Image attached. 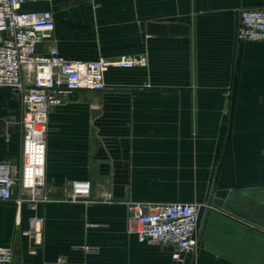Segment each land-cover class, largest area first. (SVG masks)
<instances>
[{
  "label": "crops",
  "instance_id": "obj_1",
  "mask_svg": "<svg viewBox=\"0 0 264 264\" xmlns=\"http://www.w3.org/2000/svg\"><path fill=\"white\" fill-rule=\"evenodd\" d=\"M264 0H49L51 43L69 60L146 56L110 69L102 92L79 91L48 120L41 201L0 202V245L13 264H181L139 241L126 202H197L196 247L184 264H264V42L238 41V13ZM153 21L184 35H146ZM19 95L0 87V161L21 163ZM88 181L98 202L67 201ZM17 188H15L16 192ZM107 193L111 202H103ZM34 223L32 230V222ZM38 230V233H36ZM98 250L86 252L84 247Z\"/></svg>",
  "mask_w": 264,
  "mask_h": 264
},
{
  "label": "built area",
  "instance_id": "obj_2",
  "mask_svg": "<svg viewBox=\"0 0 264 264\" xmlns=\"http://www.w3.org/2000/svg\"><path fill=\"white\" fill-rule=\"evenodd\" d=\"M49 0H0V87L19 95L23 111L20 119L21 163L18 170L0 161V202L35 205L44 186L51 110L79 91L102 92L107 72L145 67L146 56L99 58L85 62L62 57L53 43L45 51L38 45L52 40L55 28L51 11L27 12L25 2ZM238 41L264 42V4L243 7L238 13ZM15 188H17L15 192ZM107 193L103 202H111ZM70 203L90 204L88 181H74L67 196ZM130 231L139 241L164 246L172 259L184 264L196 247L198 214L206 205L197 202H126ZM32 222V230L34 229ZM38 233V230L37 232ZM94 252L95 247H84ZM0 264H13V249L0 245Z\"/></svg>",
  "mask_w": 264,
  "mask_h": 264
},
{
  "label": "water",
  "instance_id": "obj_3",
  "mask_svg": "<svg viewBox=\"0 0 264 264\" xmlns=\"http://www.w3.org/2000/svg\"><path fill=\"white\" fill-rule=\"evenodd\" d=\"M140 30L142 32V38L146 35H184L188 33V26L184 24L177 23H163L162 21L148 22L145 25H140ZM228 190L223 191H211V195L207 201L205 209L208 210L210 205L217 207L222 206L223 200L226 198ZM190 264H193V256L190 260Z\"/></svg>",
  "mask_w": 264,
  "mask_h": 264
}]
</instances>
